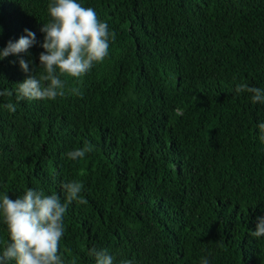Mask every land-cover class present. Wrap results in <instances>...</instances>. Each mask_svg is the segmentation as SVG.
Here are the masks:
<instances>
[{
	"label": "trees",
	"instance_id": "16d2710c",
	"mask_svg": "<svg viewBox=\"0 0 264 264\" xmlns=\"http://www.w3.org/2000/svg\"><path fill=\"white\" fill-rule=\"evenodd\" d=\"M50 2L0 0V50L24 29L37 40L0 60V91L13 93L0 96V197L33 189L63 202L65 183H83L63 264H95L93 246L114 264H264V236L251 234L264 216V103L235 91L264 89V0H77L115 33L108 57L61 77L64 97L17 101L18 60L43 72ZM8 241L0 216V252Z\"/></svg>",
	"mask_w": 264,
	"mask_h": 264
},
{
	"label": "clouds",
	"instance_id": "9594fccd",
	"mask_svg": "<svg viewBox=\"0 0 264 264\" xmlns=\"http://www.w3.org/2000/svg\"><path fill=\"white\" fill-rule=\"evenodd\" d=\"M50 20L44 23L40 31L44 33L39 54V68L43 72L37 76L31 60L20 58V69L27 73V78L16 84V100H55L65 96L67 81L61 77L80 78L87 74L96 64L103 62L109 55L110 40H115V33L110 32L108 24L101 22L96 11L84 7L77 0H51L48 4ZM26 35L13 42L9 40L0 50V60L23 53L29 56V49L37 43L36 34L24 29ZM235 91L251 93L253 103H264V89L250 87L246 83L237 84ZM75 95L82 96L78 89H72ZM9 89L0 91V96H12ZM14 113L17 105H4ZM177 114L180 110L177 109ZM264 131V123L259 125ZM264 140V135L261 136ZM94 146L67 152L70 160L76 161L93 151ZM65 197L63 202L56 194L45 195L43 191L28 189L20 197L12 199L6 193L0 197V216L7 226L8 243L0 252V264H63L58 254L60 242L65 232L64 217L73 201L86 204L80 196L84 185L80 181H70L63 185ZM256 230L252 236H264V216L257 218ZM89 256L95 258V264H114L115 256L108 249L88 250ZM122 264H131L123 261ZM201 264H209L207 257Z\"/></svg>",
	"mask_w": 264,
	"mask_h": 264
}]
</instances>
